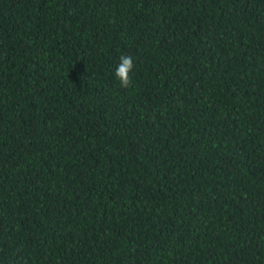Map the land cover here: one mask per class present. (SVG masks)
<instances>
[{"label":"trees","instance_id":"1","mask_svg":"<svg viewBox=\"0 0 264 264\" xmlns=\"http://www.w3.org/2000/svg\"><path fill=\"white\" fill-rule=\"evenodd\" d=\"M0 264H264V0H0Z\"/></svg>","mask_w":264,"mask_h":264},{"label":"clouds","instance_id":"2","mask_svg":"<svg viewBox=\"0 0 264 264\" xmlns=\"http://www.w3.org/2000/svg\"><path fill=\"white\" fill-rule=\"evenodd\" d=\"M134 69L133 59L130 56H121L120 63L115 71V77L119 80L121 88L127 89L132 84V73Z\"/></svg>","mask_w":264,"mask_h":264}]
</instances>
